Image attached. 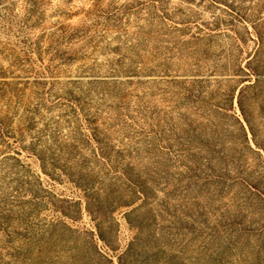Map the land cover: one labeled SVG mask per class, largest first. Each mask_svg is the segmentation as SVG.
<instances>
[{
	"label": "rangeland",
	"instance_id": "374dc122",
	"mask_svg": "<svg viewBox=\"0 0 264 264\" xmlns=\"http://www.w3.org/2000/svg\"><path fill=\"white\" fill-rule=\"evenodd\" d=\"M0 264H264V0H0Z\"/></svg>",
	"mask_w": 264,
	"mask_h": 264
},
{
	"label": "trees",
	"instance_id": "16d2710c",
	"mask_svg": "<svg viewBox=\"0 0 264 264\" xmlns=\"http://www.w3.org/2000/svg\"><path fill=\"white\" fill-rule=\"evenodd\" d=\"M238 103H239L240 110L242 111V108H241V106H240V101H239ZM242 112H243V111H242ZM243 115H244V113H243ZM245 121H246V123L249 125V130H250V132H251L253 142L255 143V145L260 146V145L257 143L256 139H255V135H254L253 130H252L251 126H250V122L246 119V117H245ZM240 127H241L242 131H244V136H245L246 133H245V130H244L243 126L241 125Z\"/></svg>",
	"mask_w": 264,
	"mask_h": 264
}]
</instances>
